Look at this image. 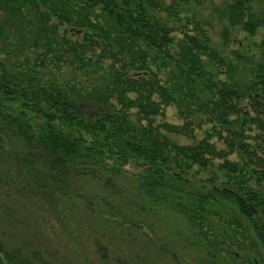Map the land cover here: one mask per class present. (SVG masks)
Instances as JSON below:
<instances>
[{"label":"trees","instance_id":"obj_1","mask_svg":"<svg viewBox=\"0 0 264 264\" xmlns=\"http://www.w3.org/2000/svg\"><path fill=\"white\" fill-rule=\"evenodd\" d=\"M252 2L232 0L223 14L229 25L251 36L264 28V7L255 13ZM176 8L160 0H0V122L32 148L45 151L51 167L95 153L117 164L140 163L139 189L153 203L183 194L194 167L205 172L220 159L216 171L225 186L197 194L189 210L180 205L182 214L201 236L211 235L217 247L243 251L252 236L241 222L215 210L227 226L216 233L208 219L207 206L221 202L215 194L232 200L264 248V188L248 186L252 179L258 185L264 182V157L250 148L245 134L247 124L263 123L241 118L233 104L257 88L264 97V60L248 73L253 72V87H246L249 81L242 85L235 67L212 47L195 18L187 20L195 33L174 37ZM62 26L69 30L61 33ZM260 48L264 50V39ZM209 64L225 68L226 80H214ZM162 70L170 72L167 83L158 77ZM64 73L71 74L70 81L56 77ZM248 97L264 113V101ZM169 106L176 107L184 123L154 126V117ZM203 114L206 121L198 117ZM204 121L219 124L229 150L211 142V131L224 137L215 127L192 144H179L169 136L193 138L194 128ZM235 151L241 160L227 159ZM250 163L262 170L250 172ZM218 252L226 257L218 258ZM208 254L211 259L201 264H250L216 246ZM0 264L17 263L0 248Z\"/></svg>","mask_w":264,"mask_h":264},{"label":"rangeland","instance_id":"obj_2","mask_svg":"<svg viewBox=\"0 0 264 264\" xmlns=\"http://www.w3.org/2000/svg\"><path fill=\"white\" fill-rule=\"evenodd\" d=\"M160 1L166 5L173 2L177 7V21L171 24L175 38H182L184 32L195 33L187 26V20L195 18L207 32L212 47L235 67L236 80L244 86L249 81L246 87H253V72L248 73L255 63L264 60L261 57L264 50L260 48L264 28L251 36L240 26L229 25L223 14L232 0ZM263 7L264 0L252 2L255 13ZM162 15L166 16V13ZM59 30L62 33L69 28L62 26ZM74 30L68 31L69 34ZM153 69L155 71V67ZM207 69L215 76L214 80L217 77L226 80L225 68L217 67V70L209 64ZM169 73V70L158 73L162 83H167ZM56 77L70 81L71 74ZM249 95L254 96L255 102L264 101L257 88L233 104L241 118L250 116L263 123V126L247 124L245 134L250 148L258 157H264V113L255 108ZM198 117L207 119L205 114ZM152 121L154 126L184 123L175 106L165 108L163 115ZM205 121L200 128H194L193 138L169 136L179 144H192L204 138L205 130L215 127L223 131L217 122ZM213 133L211 131L209 136L211 142L218 149L229 150L225 143L227 134L223 131L224 137H218ZM39 154L45 157L41 160ZM46 155L42 149L29 146L5 122H0V248L17 264H201L211 259L208 251L213 246L250 264H264V248L253 237L232 200H222L215 194L221 202L207 206L210 210L208 219L216 233L223 232L227 226L214 215L215 210L241 222L252 236L247 242L248 248L243 251L235 246L217 247L211 235L201 236L182 214L184 208L180 205L189 210L197 194L205 195L214 186H225L222 173L216 171L220 159H215L205 172L194 167L183 194L153 203L139 189L143 166L138 162L121 164L118 161L117 164L114 159L95 153L92 158L75 157L51 167V159ZM227 159L241 160L236 151ZM248 169L260 172L262 167L250 163ZM248 186L260 190L264 188V182L258 185L252 179ZM216 254L218 258L226 257V252Z\"/></svg>","mask_w":264,"mask_h":264}]
</instances>
